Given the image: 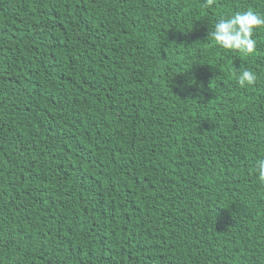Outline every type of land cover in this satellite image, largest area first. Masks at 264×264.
Wrapping results in <instances>:
<instances>
[{"label":"trees","instance_id":"16d2710c","mask_svg":"<svg viewBox=\"0 0 264 264\" xmlns=\"http://www.w3.org/2000/svg\"><path fill=\"white\" fill-rule=\"evenodd\" d=\"M240 10L0 0V264H264V28L207 38Z\"/></svg>","mask_w":264,"mask_h":264},{"label":"clouds","instance_id":"9594fccd","mask_svg":"<svg viewBox=\"0 0 264 264\" xmlns=\"http://www.w3.org/2000/svg\"><path fill=\"white\" fill-rule=\"evenodd\" d=\"M214 2L215 0H203V7L210 8ZM262 28H264V15L253 10H240L231 15H221L213 28L208 31L207 38H210L221 50L250 56L257 50L254 33ZM257 78V74L249 68H243L235 73L236 83L241 88L254 86ZM253 172L259 182L264 183V157L257 160Z\"/></svg>","mask_w":264,"mask_h":264}]
</instances>
